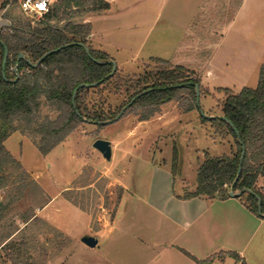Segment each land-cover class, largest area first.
Instances as JSON below:
<instances>
[{"label":"rangeland","instance_id":"1","mask_svg":"<svg viewBox=\"0 0 264 264\" xmlns=\"http://www.w3.org/2000/svg\"><path fill=\"white\" fill-rule=\"evenodd\" d=\"M59 1L54 0L52 7ZM105 1L110 3L107 10L83 16L85 7L72 4L71 19L92 24V46L108 52L121 75L156 70L159 63L154 58H160L172 67L195 71L208 93L200 95L199 108L188 112L173 100L147 120H141L144 110H139L101 128L84 123L47 155L33 141L39 136L20 131L10 135L5 147L16 163L0 171V176L8 177L0 178V239L11 232L14 217L30 216L34 210L39 217L0 251L1 264H64L69 253L74 255V245L49 225L52 222L69 228L80 240L81 233L99 239L83 264H159L162 253L156 246L163 239L162 226L167 232L168 224L152 210L150 199L157 194L165 201L195 190L205 154L230 153L233 138L215 137L211 124L203 122V116L220 113L225 93L218 88L238 93L245 86H257L264 65V5L248 8L243 15L226 0ZM108 92L106 107L117 111L127 95ZM42 115L54 117L45 107ZM98 138L121 142L113 147L110 160L93 147ZM54 196L47 211L40 213ZM115 216L114 234L108 229L96 233L87 225L92 219L96 228ZM249 216L246 223L232 219L224 246L209 254L214 255L211 263L202 264H242L222 251L238 252L247 264H264V218ZM146 234L152 244L141 248Z\"/></svg>","mask_w":264,"mask_h":264},{"label":"trees","instance_id":"2","mask_svg":"<svg viewBox=\"0 0 264 264\" xmlns=\"http://www.w3.org/2000/svg\"><path fill=\"white\" fill-rule=\"evenodd\" d=\"M72 4L85 7L78 11L80 16L110 7L105 0H60L39 19L14 11L6 13L10 24L0 31V171L9 163H16L5 147V141L15 132L39 136L33 141L47 155L84 123L101 128L126 106L122 115L144 110L140 116L143 121L159 106L173 100H178L186 112L199 108L196 85L200 95L208 93L195 71L182 65L172 67L160 58H154L159 63L156 70L145 69L140 74L125 76L118 68L113 72L112 63L99 61L114 58L91 44L92 24L71 19L72 12L75 13ZM20 53L24 54L23 58H19ZM218 89L225 93L219 103L220 113L203 116V122L211 124L215 137L225 140L231 136L233 146L229 154L206 153L197 169L195 190L182 197L223 200L230 197L231 190L243 191L238 198L252 213L264 218V65L260 67L256 87L245 86L238 93L228 88ZM107 90V94L113 91L127 95L117 111L106 107ZM95 95L99 97L94 98ZM44 107L53 111L54 117H43ZM243 146L245 155L241 161ZM183 251L197 264L213 261L214 255L200 260ZM222 252L247 264L238 252Z\"/></svg>","mask_w":264,"mask_h":264},{"label":"crops","instance_id":"3","mask_svg":"<svg viewBox=\"0 0 264 264\" xmlns=\"http://www.w3.org/2000/svg\"><path fill=\"white\" fill-rule=\"evenodd\" d=\"M232 1L233 0H226L227 3L230 2V6L235 5L237 14L243 13V15L251 11L253 8L262 7L264 5V0H237L235 4H233ZM227 3H225V6H228ZM248 8H250L249 11ZM209 72L211 71L208 70V73ZM210 75L211 74H207V77ZM111 143L113 149V147H118L121 142L116 140V145H114L115 143L113 144L111 140ZM30 179L35 178L31 176ZM182 196L183 195L176 197L173 194L171 198L167 197L166 200L163 201L161 200L160 195L156 194L152 199H150L152 203L150 207L152 210L161 216V219L165 221L166 226L168 224L167 232L166 228L164 229L162 226L163 239L161 242L157 243V246L153 244V246L155 245L158 247V251L162 253V255H160L162 257L159 259V264H196V262L187 254H185L183 250L188 251L190 254L194 255L200 260L206 259L213 250L220 249L222 246H224L222 240L230 232V224L232 219L238 218V222L246 223L247 220L251 221V216L249 215L256 216V214L252 213L238 197L230 196L229 198L223 200H209L203 197L184 199ZM54 198L55 196L51 197L42 206L40 213L47 211V208L52 204ZM65 201L72 205L76 211L86 215L85 211L70 203L68 199ZM118 210L117 214L119 212ZM45 216L48 220L50 219L48 214ZM116 216L113 221H105L99 224L96 228H94L92 225V219L89 221L88 218L89 222L87 225L91 231H95L96 233L103 234L106 233L105 230L108 229L109 233L114 234V229L117 227L115 225ZM37 217L39 216L35 210L30 216L21 214L20 217H14V222L11 224V232H8L7 235L0 239V251L10 241H12V239L15 238L19 232L26 228L32 220L36 219ZM18 219L21 220V223L18 222ZM49 225H52L64 238H66V240L70 241L74 245V249L77 252L76 253L74 251V255L69 253V259H67V257L64 258L63 263H74L73 259L77 256L78 258L75 264H83V260L88 255L87 251H89L88 249L90 246L85 244L82 239H78V235L71 232L69 228L58 225L54 222ZM9 234L11 235L7 237ZM81 234L82 235L80 236L83 237L91 236L87 233ZM146 237L147 239H142V243H139L141 248H145V243L152 244L147 234ZM97 240L99 243V239ZM130 246L134 247L133 243H131ZM47 262L51 263V260H48Z\"/></svg>","mask_w":264,"mask_h":264},{"label":"water","instance_id":"4","mask_svg":"<svg viewBox=\"0 0 264 264\" xmlns=\"http://www.w3.org/2000/svg\"><path fill=\"white\" fill-rule=\"evenodd\" d=\"M0 25L1 26H8L9 25V22H7V21H0ZM85 49H86L87 53L90 54V51L87 48V46H85ZM23 57H24V54L23 53H20L19 54V58H23ZM6 58H7V50L5 52L4 62L6 61ZM99 62L100 63H112L113 64V67H114L113 68V72H115L116 69H117V65H116V63H115L114 60H110V61H107V62H101V61H99ZM84 85L85 84H82L81 86H84ZM144 93H145V91H143L142 93H140L137 97L141 96ZM196 94H197V105L199 106V103H200V90H199V86L198 85H196ZM137 97L133 98L130 103L134 102ZM126 107L124 109H126ZM124 109L118 114V116L114 120L109 121V122H113V121L118 120L121 117V115L123 114ZM224 119H226V118H224ZM103 123H105V122H103ZM106 123H108V122H106ZM93 147L96 148L104 156V158H106L107 160H110L112 158V143H111V141L106 140V139L98 138V139H96L94 141ZM244 155H245V147L243 146V151H242V155H241V161L243 160ZM240 170H241V166L239 168L238 177L240 175ZM235 182L232 184V187L234 186ZM241 192H243V191H241ZM241 192H235V191L231 190L230 191V196L231 197H238ZM258 207H259V209H258L259 214L261 215L262 212H261V201H260V199H259V202H258ZM82 241L85 244H87L88 246H90V247H95L97 245V243H98L97 238H95L93 236H84L82 238Z\"/></svg>","mask_w":264,"mask_h":264},{"label":"built area","instance_id":"5","mask_svg":"<svg viewBox=\"0 0 264 264\" xmlns=\"http://www.w3.org/2000/svg\"><path fill=\"white\" fill-rule=\"evenodd\" d=\"M54 0H0V21H10L7 12L19 11L26 17L41 18L49 12ZM5 26L0 25V31Z\"/></svg>","mask_w":264,"mask_h":264}]
</instances>
